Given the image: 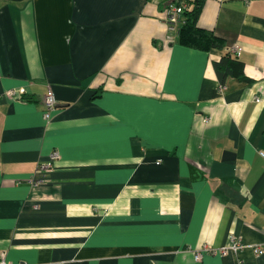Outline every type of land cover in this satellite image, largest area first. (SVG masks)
<instances>
[{"label":"crops","instance_id":"crops-1","mask_svg":"<svg viewBox=\"0 0 264 264\" xmlns=\"http://www.w3.org/2000/svg\"><path fill=\"white\" fill-rule=\"evenodd\" d=\"M163 12L164 0H0L12 264H264V0H203L198 26L224 42L209 50L182 44ZM226 54L235 73L216 65ZM232 236L245 247L224 255Z\"/></svg>","mask_w":264,"mask_h":264},{"label":"built area","instance_id":"built-area-1","mask_svg":"<svg viewBox=\"0 0 264 264\" xmlns=\"http://www.w3.org/2000/svg\"><path fill=\"white\" fill-rule=\"evenodd\" d=\"M194 5V0H164V12H163V19L165 23L168 25L170 31L179 32L181 27L186 23V12L191 9ZM170 39H173V36H170ZM240 48L238 46H233L232 48L228 49V52L237 53L239 54ZM24 89H9L6 91L5 95L11 99H24L23 96L25 95ZM57 105L56 95L51 86L48 87V90L43 99V115L46 120H49L52 117V112ZM264 156V152H261ZM51 159H55L59 157L57 151H54L51 154ZM51 167L50 162H42L39 164V172L47 171L48 168ZM38 179L35 180L36 183L42 181L43 177H36ZM245 247L243 242L236 238L235 236L231 237V241L228 245L223 246L219 251L227 255L231 250L238 251ZM256 254L261 252V248L255 247ZM202 257V251L198 250L196 254V258ZM0 264H12L6 258L5 252H2L0 255Z\"/></svg>","mask_w":264,"mask_h":264},{"label":"trees","instance_id":"trees-1","mask_svg":"<svg viewBox=\"0 0 264 264\" xmlns=\"http://www.w3.org/2000/svg\"><path fill=\"white\" fill-rule=\"evenodd\" d=\"M203 0H194V6L186 12V23L179 32V41L189 47L209 50L214 47L223 48V40L212 31L198 26V18L202 8ZM217 67L224 73H235L241 63L230 55L224 56L216 63ZM23 98L26 100L25 95ZM30 100V99H27Z\"/></svg>","mask_w":264,"mask_h":264}]
</instances>
